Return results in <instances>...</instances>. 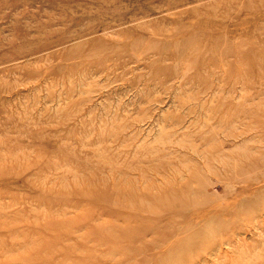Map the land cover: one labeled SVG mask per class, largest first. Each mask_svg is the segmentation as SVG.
I'll return each mask as SVG.
<instances>
[{
  "label": "rangeland",
  "instance_id": "374dc122",
  "mask_svg": "<svg viewBox=\"0 0 264 264\" xmlns=\"http://www.w3.org/2000/svg\"><path fill=\"white\" fill-rule=\"evenodd\" d=\"M0 264H264V0H0Z\"/></svg>",
  "mask_w": 264,
  "mask_h": 264
}]
</instances>
